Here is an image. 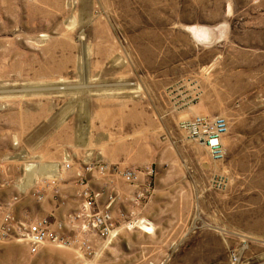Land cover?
Listing matches in <instances>:
<instances>
[{
	"label": "rangeland",
	"instance_id": "1",
	"mask_svg": "<svg viewBox=\"0 0 264 264\" xmlns=\"http://www.w3.org/2000/svg\"><path fill=\"white\" fill-rule=\"evenodd\" d=\"M196 103L228 119L220 160L178 127ZM167 147L206 189L160 264H264V0H0V199L27 194L23 168V183L41 163L154 170L141 158ZM27 244L0 241V264L113 261Z\"/></svg>",
	"mask_w": 264,
	"mask_h": 264
},
{
	"label": "crops",
	"instance_id": "2",
	"mask_svg": "<svg viewBox=\"0 0 264 264\" xmlns=\"http://www.w3.org/2000/svg\"><path fill=\"white\" fill-rule=\"evenodd\" d=\"M199 109L196 103L184 109L183 113L186 117H191L200 113ZM150 133L148 122L147 126H143L141 134L148 138ZM167 133L172 136L169 129ZM225 135L222 136L223 140L225 139L224 150L234 151L232 145L234 141L230 136ZM167 148L165 155L161 154L155 159L145 156L141 158V164L153 166L154 170L149 167H139L141 171L136 183L126 182L116 173L101 174L96 170V172L59 170L58 164L56 168L44 167L30 174L28 180L30 182L23 183L27 174L23 168L15 180L21 182V187L26 186L23 192L26 191L27 194L24 193L12 205L14 216L25 222L48 216L50 220L67 223L68 216L82 205L80 196L82 185L79 182L81 178H85L92 188L100 192L94 208H103L108 196H111L110 210L116 220V235H113L109 241L95 235L90 236L92 248L96 251L95 258L110 252L113 261H106L104 264H160L163 259L161 260L159 256L164 255L163 248L168 249L176 241L184 238L187 228L185 230L183 226L194 221V212L199 207L200 194L206 189V183L190 177L187 168L178 158L179 154H175L173 148ZM51 176L57 178L59 196L54 197L51 189L47 187L42 190L43 197L37 199L36 194L33 193L39 188V180ZM5 189L12 193L18 192L21 188L13 184L12 187L7 186ZM138 193H143L144 196L135 199ZM134 220H139L136 223L141 222L140 224L145 226L150 225L152 229H142L143 225L138 226L136 223L135 227L125 226L126 222H134Z\"/></svg>",
	"mask_w": 264,
	"mask_h": 264
},
{
	"label": "built area",
	"instance_id": "3",
	"mask_svg": "<svg viewBox=\"0 0 264 264\" xmlns=\"http://www.w3.org/2000/svg\"><path fill=\"white\" fill-rule=\"evenodd\" d=\"M197 96L198 94L194 91L193 96H190L184 104L197 98ZM177 123L178 127L186 133V137L198 142L206 149L212 160L224 158L226 150H224L222 136L229 130L228 119L225 116L195 114ZM67 156L68 154L64 155V168L70 167V163L66 161ZM95 170L101 174L106 172L120 174L129 183H136L139 171H141L139 168H121L118 164L112 165L107 162L98 163ZM56 181L57 178L53 176L42 178L38 182L39 188L33 194H36L37 199H41L43 197L42 190L49 187L54 197L59 196L60 188ZM79 183L82 185L80 190L82 205L72 212L69 215V220H67L72 227L77 228L75 232H66L65 229L68 226L65 222L50 220L48 216H41L30 220V222L16 219L12 206L20 196L16 192L0 199V241L25 239L30 253H36L39 245L52 243L57 246L75 248L81 254L94 255L96 251L92 248L90 236L95 235L102 239H109L116 235V220L110 210L112 197L108 196V201L103 208H94L100 192L92 188L85 178H81ZM143 196V193H138L135 195V199ZM133 225H135L134 222L125 223L127 228H131ZM236 259L235 256L233 260Z\"/></svg>",
	"mask_w": 264,
	"mask_h": 264
},
{
	"label": "bare ground",
	"instance_id": "4",
	"mask_svg": "<svg viewBox=\"0 0 264 264\" xmlns=\"http://www.w3.org/2000/svg\"><path fill=\"white\" fill-rule=\"evenodd\" d=\"M188 29H189V31L190 32H192L194 35H197V36H203L204 37V35H203V30H201V29H199V28H197V27H194V25H190V26H188ZM205 38V37H204ZM50 166H52L53 168H56L57 167V163H53V165H50V164H48V163H41V164H38L37 166H31L30 168H32L31 169V173L30 174H34L35 172H37L38 170H40V169H43L44 167H50ZM146 227H147V229H149L150 228V226H147L146 225Z\"/></svg>",
	"mask_w": 264,
	"mask_h": 264
}]
</instances>
